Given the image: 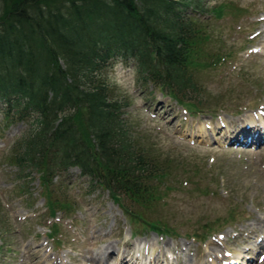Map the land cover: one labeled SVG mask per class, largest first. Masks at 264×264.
Returning a JSON list of instances; mask_svg holds the SVG:
<instances>
[{
	"label": "rangeland",
	"instance_id": "obj_1",
	"mask_svg": "<svg viewBox=\"0 0 264 264\" xmlns=\"http://www.w3.org/2000/svg\"><path fill=\"white\" fill-rule=\"evenodd\" d=\"M204 1L227 5L222 16L208 11L200 17L210 35L203 49L214 54L207 60L233 53L197 73L202 95H189L204 101L199 112L139 82L130 62L106 70L117 96L130 99L126 110L136 129L173 160L177 182L156 215L178 235L131 222L108 191L91 189L76 167L65 173L60 196L71 208L52 214L37 173L17 178L7 160L27 123H8L0 110V264H264V137L255 139L264 129L254 126L264 120V0ZM247 124L252 141L237 139ZM257 218L262 223L253 237L247 225ZM54 225L58 233L50 235ZM211 247L221 254L212 256Z\"/></svg>",
	"mask_w": 264,
	"mask_h": 264
},
{
	"label": "trees",
	"instance_id": "obj_2",
	"mask_svg": "<svg viewBox=\"0 0 264 264\" xmlns=\"http://www.w3.org/2000/svg\"><path fill=\"white\" fill-rule=\"evenodd\" d=\"M226 8L204 0H0V110L8 123L28 126L7 160L17 178L37 173L52 214L71 208L60 196L65 173L76 167L130 221L178 235L156 215L177 182L173 160L136 129L130 99L117 96L106 70L130 62L139 82L199 112L197 73L225 58L207 60L214 54L203 49L210 35L200 17Z\"/></svg>",
	"mask_w": 264,
	"mask_h": 264
},
{
	"label": "bare ground",
	"instance_id": "obj_3",
	"mask_svg": "<svg viewBox=\"0 0 264 264\" xmlns=\"http://www.w3.org/2000/svg\"><path fill=\"white\" fill-rule=\"evenodd\" d=\"M262 223V220H260L259 218H257V219H255V221H254V223H253V225L252 226H248L247 225V227H249V229H250V232L251 233H254L253 234V237H255V236H258L259 234L257 233V231L256 230H254V231H252L253 229H255V228H259L258 226L260 225ZM217 247H211V249H212V252L210 251V254L213 256V255H215V256H218L219 255V253L221 254V251H222V249H216ZM111 249V248H110ZM221 250V251H220ZM97 257V256H96ZM224 259V258H223ZM51 264H55V262H52Z\"/></svg>",
	"mask_w": 264,
	"mask_h": 264
},
{
	"label": "clouds",
	"instance_id": "obj_4",
	"mask_svg": "<svg viewBox=\"0 0 264 264\" xmlns=\"http://www.w3.org/2000/svg\"><path fill=\"white\" fill-rule=\"evenodd\" d=\"M117 68H122L123 67V62L122 61H118L116 66ZM121 83V81H117V84Z\"/></svg>",
	"mask_w": 264,
	"mask_h": 264
}]
</instances>
